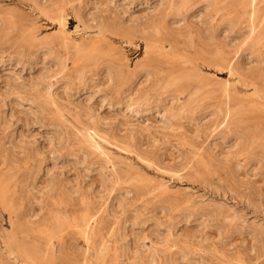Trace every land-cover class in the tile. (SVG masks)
Returning <instances> with one entry per match:
<instances>
[{
    "label": "rangeland",
    "instance_id": "obj_1",
    "mask_svg": "<svg viewBox=\"0 0 264 264\" xmlns=\"http://www.w3.org/2000/svg\"><path fill=\"white\" fill-rule=\"evenodd\" d=\"M34 3L0 0V15L13 18L18 31L0 40V264H22L11 252L8 237L16 236L22 243L25 226L35 229L32 236L43 232L46 236L54 227L52 215L56 214L67 227L55 241L54 264H264V235L250 227L251 223L263 224L264 213L255 212L248 203V199L264 203V140L247 149L239 140L242 133L264 130V77L259 91L245 87L250 58L238 55L237 59L235 51L218 47L206 36L204 26L195 23L174 32L176 44L166 43V59L147 54L137 37L104 40L88 27L90 20L102 15L100 18H110L119 30L129 31L130 18L148 17L155 3L134 6L127 20L116 17L124 0H118L114 8L110 0H84L71 7L61 4L58 9L69 19L67 32H61L54 15ZM188 33L193 47L198 46L192 51L187 46ZM65 35L77 45L102 47L103 57L88 72L84 85L74 80L77 67L70 61L68 73L74 76L73 83L53 79L55 86L47 97V89L35 86L51 65L41 54L43 43H50L56 55L65 59L71 56L64 51ZM220 49L229 52L225 53L226 64L218 69L204 67L201 74L207 88L217 94L201 96L185 120L165 119L172 92L164 90L163 84L153 89V79L144 84L143 78L133 89L129 85L114 89L107 83L105 67L111 62L125 59L135 69L162 73L174 66L180 70L183 66L177 59L181 55L197 58L201 50L200 55L209 58ZM223 89L232 104L236 101V110L243 105L244 113L228 120L223 115L217 123L207 121L219 100L228 106ZM44 98L48 99L46 105ZM181 163H190L189 169L178 170ZM114 173L124 180L116 182ZM238 195L244 196L242 200ZM10 206H14L13 213L8 212ZM243 217L247 222L241 221ZM90 219L95 220L91 222L93 238L84 235ZM152 257L156 260L150 262Z\"/></svg>",
    "mask_w": 264,
    "mask_h": 264
},
{
    "label": "bare ground",
    "instance_id": "obj_2",
    "mask_svg": "<svg viewBox=\"0 0 264 264\" xmlns=\"http://www.w3.org/2000/svg\"><path fill=\"white\" fill-rule=\"evenodd\" d=\"M83 1L84 0H35L34 4H37L41 10L48 12L50 15H54L55 17L53 20H54L55 24L58 25V27H60L62 29L61 32H63V31L67 32L66 29H67V24H68L69 19H67V16L64 15V13L62 15V13L60 12V10L58 8H60L61 4L67 5V7H69L71 4L75 5V3H77V2H83ZM117 1L118 0H110V5L112 6V8H114L115 3ZM124 1H125L124 5H122V7L118 11V13L116 12L117 13L116 17L119 15V17L122 18V19L119 18L121 20H124V19L127 20L128 16L131 14L130 13L131 10L136 5H139L141 3H148V4L149 3H155V5L153 6L152 11L148 14V17H144L141 19H134V20L132 18H130L129 21L131 22L130 23L131 26L129 25L130 26L129 31L128 30L127 31L119 30L120 28L118 29L115 26L117 24L114 25L113 23H110L111 20H110V18L108 19V16H107V19L109 22L104 20L105 16L103 17L104 19L100 18L102 15L98 19L90 20V22H89L90 24L88 23L90 26L87 25V22H85V21L84 22L86 23V25L88 27H91V28L97 30V32L104 38V40L108 37L116 36V37H121L122 39H126V40L131 41L132 39L137 37V38H139V41H142V43L144 44V46H145L144 50H146L147 54H155V55H157L159 57H163L165 59L167 58V54H165V51H164V49L165 50L167 49L165 47V45L168 47V45L166 43L170 42L171 44H174V45L176 44L174 37L177 35H175L174 32H177V31L180 32V29L182 27L187 28L190 25H192L193 23L197 24L198 26H204V30H205L204 33L207 32L206 36L210 37L213 40L212 43L214 42V44L218 45V47L220 45L221 48H228L230 51L231 50L235 51L234 55H236L235 57H237V59H239V56L241 58H244V59H245V57L250 58L252 64L249 67H246V71L248 72V75L246 74V76H245V87H247L248 89L252 88L254 92H256V90L260 89L259 85H260L261 80H263V77H264V74L262 73V71H264V0H222V1L221 0H124ZM69 9H71V8H69ZM112 12L113 11H111L110 13H112ZM67 13H68V11H67ZM111 16H113V18H114V15H111ZM0 17L2 18V15H0ZM80 17L81 16L79 15V18ZM6 19L7 18L5 17L4 19L2 18L0 21V40L6 39V38L8 39L10 34L15 32V30L17 29L15 26V23L13 21L14 20L13 18H12L13 20L12 19L6 20ZM81 22H83V21H81ZM121 22L122 21H118L119 24H121ZM128 22H127V24H128ZM122 24H124V21ZM195 24H193V25H195ZM193 27L194 26H192V31L195 29L197 30V28L194 29ZM121 29H122V27H121ZM123 30H124V28H123ZM190 30H191V28H190ZM36 31H37V29H35V32ZM16 32H18V31H16ZM185 32L187 33V31H185ZM193 32H196V31H193ZM72 33H74V32H72ZM183 34H182V36H183ZM178 35H181V34L179 33ZM189 35L190 34L188 33V37H189ZM222 35L224 37H222ZM185 36H187V34ZM195 36H196V34H195ZM195 36L193 35V37H195ZM198 36H197V38H198ZM201 37H202V35H201ZM28 38H30V37H28ZM63 38L65 39V43L67 46L66 50H64V51L69 52V54L71 52V54H70L71 56H69L65 59H61L60 57H58L56 55V53L54 52L55 49L50 43L44 44L42 42L44 46L42 48L41 54L50 60L51 65L45 68L44 73H42V75H40L41 78H38L39 80L37 81L35 86L37 89H47V91L44 93L47 97L51 96L52 89H54L55 84H54L53 79H56L57 81L61 80L60 82H62V81L63 82L68 81V83L72 82L74 76L72 75V73L71 74L68 73V70L70 68L69 67L70 61L73 62L77 67L74 80L78 84L84 85L87 82V80H89L88 79L89 78L88 72L92 68H94L97 65V62L100 61L103 57L102 51H101L102 47L100 48V46L88 45V44L80 45V43L77 45L75 43H72V41L66 35ZM24 39H27V38H24ZM64 39H62V41ZM179 39H182V38H179ZM185 39H186V37H185ZM199 39H200V37H199ZM31 40H29V41L31 42ZM193 41L194 40H192L189 37V40H188L189 45H187V46L189 48H191V51L193 48L194 49L196 47L198 48V46H196V45H194L196 47H193ZM197 41H199V40L197 39ZM205 41H206V39H205ZM3 42H5V41H3ZM69 42H71L70 45H68ZM182 42H183V40H182ZM209 43H211V42H209ZM180 44H181V41H180ZM199 44H201V42ZM177 46H176V48H177ZM179 46H182V45H179ZM213 46H215V45H213ZM215 47L217 48V46H215ZM186 48L187 47H184V49H186ZM199 48H200V46H199ZM181 49H183V48L181 47ZM200 49H202V48H200ZM199 52L200 53L197 54V58H193L191 55H181V57H179V59H177L178 60L177 62H179L180 64H182L181 66H183L180 70H176V68L174 66V67H172V70H170V71L165 70L162 73L160 71L152 72L150 70H147V69H144L141 67L135 69V68H133V66H131L129 61H126L125 59L123 61H119L118 63H115V62L112 63L111 62V63L107 64L106 67L104 66L105 69L108 70V72H109L107 83L111 87H115L114 89H116V87H122L124 85H126V86L129 85L130 88H132L136 83L140 82V80H142L143 78H145V81L143 82L144 84H147L148 82L151 81V79H153L154 80L153 85H152V86H154L153 89L156 88L157 85L159 86V84H163V86H165V88H166L164 90H170L172 92V94L170 95V97L168 99V102H170V103L167 102L168 104H170V106L168 108H166L167 103L165 102L164 108H166V109H165V113H163V114L168 115V117L165 119H168V121H172L173 119H177V118L184 119L186 116H188V117L190 116L188 114L193 113V111H191V107L194 103L196 105H198V103L200 102L199 100H201L200 99L201 96L215 92V90L213 92V89L207 88L208 85L205 84L206 83L205 80L202 81L201 74L203 72V68L204 67H210V69L211 68L218 69L219 66H222V63L226 64V62L228 61V57H227L228 54L227 55L225 54V53H229L228 51L227 52L225 51V53H224V51H221V49H220V51L219 50L216 51L214 55H212V56L210 55L209 58L202 57L204 55H200V54L203 52H201V50H199ZM211 52L212 51H210V53ZM160 60H161V58H160ZM170 62H169V64H171ZM164 66L168 67L166 65H164ZM231 68H232V65H231ZM237 69H239V68L237 67ZM229 70H230V68H229ZM192 72H193V74H192ZM227 72H228V70H227ZM241 72H239L240 75L243 74V72L242 73ZM56 84H58V83H56ZM171 88H174V89H171ZM216 91H218V90H216ZM223 91H224L223 94H225L224 96H226L225 99H226V102L228 103V106L227 105L225 106L223 104L224 100H222L223 103L221 102V100H219V104H218V100H216V104H218V106L216 105L217 107L215 106L216 108L211 110V112L209 114H207L210 116V119H208L207 121L211 120V121H214V123H215V120H216V123H217V120L218 119L221 120L220 118L223 115L228 120V119H231V117L237 116L238 114L241 115L244 113L243 105L239 106L240 109L236 110V108H238L237 106H236V108L234 106V103L236 104V101L232 104L233 100H231L232 98L228 94V91L226 89H223ZM155 93H157V92H155ZM159 93H160V91H159ZM215 93L217 94V92H215ZM261 93H263V92H261ZM251 95H253V94H251ZM167 96H169V95H167ZM206 97H208V96H206ZM182 98H185V100H182ZM213 98H216V97H213ZM213 98H211V99H213ZM202 99H204V97ZM47 100L48 99L44 98V101H43L44 105L47 104ZM234 100H235V98H234ZM260 100H261V98H260ZM237 101H238V99H237ZM258 101H259V98H258ZM196 102H198V103H196ZM201 103H202V101H201ZM242 103L244 104V102H242ZM238 104H239V101H238ZM258 107H260V106H258ZM255 109H257V108H255ZM161 112H163V110ZM257 112L260 113V111H257ZM261 112H262V110H261ZM263 112H264V110H263ZM247 113H249V112H247ZM206 116L204 118L203 117L202 118L207 119ZM206 119L204 120L205 122H206ZM222 119H223V117H222ZM199 122H201V121H199ZM254 122H255V124H257L255 120L253 121V123ZM258 122L260 123V121H258ZM227 123H228V121H227ZM233 123H234V120H233ZM239 123H241V122H239ZM226 127L227 126H225V128ZM262 127H263V125L261 126V128ZM237 136H238V134H237ZM237 136H236V138H237ZM239 140L244 141L246 149H247V147H250V146H252V148H253V145H255L256 143L258 144L259 142H263L260 140H264V130H262V131H260V130L252 131L251 130V131L246 132L245 134L242 133V136L239 137ZM236 143H237V141H236ZM236 143H234V144H236ZM195 144H196V142H195ZM241 145H242V143H241ZM245 146L243 145V147H245ZM229 147H231V146H229ZM235 147L237 148V145H235V146L233 145V148H235ZM134 148H132V149H134ZM239 149H238V152L242 153L241 151H239ZM263 149H264V147H263ZM136 150L138 151L139 149H136ZM244 152L245 151H243V153ZM249 152H251V150ZM189 154H192V153L190 152ZM196 156L198 157L199 155L197 154ZM189 157H191V156H189ZM200 160H203V159H200ZM260 160H261V158H260ZM206 161H207V163H209L208 160H206ZM190 162L192 164V161H190ZM185 163L184 164L181 163L182 164L181 166L178 165V170L182 169V171H184V169H187L190 163H187V164H185ZM237 165L240 166V163L239 164L237 163ZM197 168H200V166ZM200 170H201V168L199 169V171ZM233 170H235V169H233ZM201 173H199V174H201ZM121 175L123 176L124 174L122 173ZM202 175H204V174H202ZM123 177H125V176H123ZM115 180H116V182H119V180H120L119 174H115ZM121 180H122V178H121ZM121 180H120V183H121ZM240 197L243 198L244 196H240ZM240 197L238 195V198L240 200H242ZM258 199H260V198H258ZM11 202H12V200L10 201V203ZM248 203L253 207L255 212H258L259 214L264 213V203H258L256 201H252L251 199H248ZM13 207L10 206L8 209L9 210L8 212L13 213ZM52 213H54V212H52ZM52 217L54 220V227L52 228V230H50L48 235L46 234V236H44L45 235L44 232H43V234H41V236H36V235L32 236V234L34 233L33 230H35V229L25 228L26 227L25 226L24 230L26 233H24V231H23V233L26 236L23 238L24 240L22 243L18 242L19 239H18V241H16V239H15L16 236L8 237L7 244L10 247V250L13 253V255L16 256V259H17V261H19V263L21 261L22 264H54V259L52 258L53 257L52 254L54 253L55 241L60 240V238H61L60 236H62V233L66 229L67 224H65L63 222V220L58 217L57 214L52 215ZM72 219H74V217ZM93 219H95V218L93 217ZM23 221H25V219ZM94 221H91V219H90L85 224V227H86L85 233L86 234H84V235L87 236L88 238L94 237L95 233L93 232V230L91 231V228H92L91 222H94ZM241 221H243V223H244V222H247V219L245 217H243V218H241ZM17 222H18V220H17ZM31 222H33V221H31ZM237 222H238V220H237ZM14 223H16V222H14ZM29 223H30V221H29ZM72 223H73V220H72ZM12 224H13V222H12ZM52 224H50V225H52ZM78 224H80V223H78ZM81 224L83 226V223H81ZM77 226H75V227H77ZM12 227H14V226L12 225ZM48 227H50V226H48ZM250 227H252L254 229V231L259 232V233L264 235V223L263 224L261 223L260 225L255 224V223H251ZM14 230L16 232V229H14ZM37 231L38 230H36L35 233H37ZM43 231H44V227H43ZM23 233H21V234H23ZM17 234H18V232H17ZM261 234H259V235H261ZM30 239H31V241H29ZM84 241H86L85 238H84ZM102 244H103V242H102ZM94 247L96 248L97 246L95 245ZM98 247L100 249V246H98ZM96 249H98V248H96ZM98 254H99V252H98ZM155 260L156 259H154L152 257L150 262H153ZM179 260H181V259H179Z\"/></svg>",
    "mask_w": 264,
    "mask_h": 264
}]
</instances>
